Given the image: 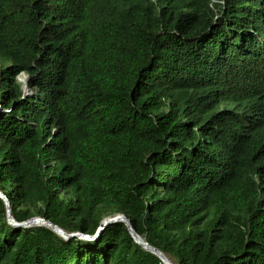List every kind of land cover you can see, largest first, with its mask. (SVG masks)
<instances>
[{"label":"trees","instance_id":"1","mask_svg":"<svg viewBox=\"0 0 264 264\" xmlns=\"http://www.w3.org/2000/svg\"><path fill=\"white\" fill-rule=\"evenodd\" d=\"M0 191L19 223L123 214L173 264H264V0H0ZM0 264L164 263L0 198Z\"/></svg>","mask_w":264,"mask_h":264},{"label":"water","instance_id":"2","mask_svg":"<svg viewBox=\"0 0 264 264\" xmlns=\"http://www.w3.org/2000/svg\"><path fill=\"white\" fill-rule=\"evenodd\" d=\"M0 198L5 202V205L7 208L8 223L10 225H12L13 227L30 228L33 226H45V227L51 229L52 231H54L57 235H59L60 237H62L65 240H68V239L74 238V237H78V238L83 239V240L93 241V240H96L100 236L101 232L104 231L107 226H109L113 223H116V222H123L126 225L131 236L133 237V239L135 240V242L137 244H139L143 249H145V250L151 252L152 254H154L155 256H157L159 259H161V261L164 264H167V258L168 257L164 253L159 251L158 249L150 246L141 236H139L136 233V231L134 230V228L132 227L129 219L123 214H119L116 216H111V217L105 218L104 220H102L96 234L93 236H90V235H85L82 233H67L63 229L59 228L58 226L52 224L50 221H48L44 218H41V217H33V218H31L25 222L19 223L14 219V217L12 215V211L10 208V202H9L8 198L1 191H0Z\"/></svg>","mask_w":264,"mask_h":264},{"label":"rangeland","instance_id":"3","mask_svg":"<svg viewBox=\"0 0 264 264\" xmlns=\"http://www.w3.org/2000/svg\"><path fill=\"white\" fill-rule=\"evenodd\" d=\"M27 79H28V77L26 74H21L18 78L25 94H28V92H29V89L27 88Z\"/></svg>","mask_w":264,"mask_h":264},{"label":"bare ground","instance_id":"4","mask_svg":"<svg viewBox=\"0 0 264 264\" xmlns=\"http://www.w3.org/2000/svg\"><path fill=\"white\" fill-rule=\"evenodd\" d=\"M167 264H173V262L169 258H167Z\"/></svg>","mask_w":264,"mask_h":264}]
</instances>
